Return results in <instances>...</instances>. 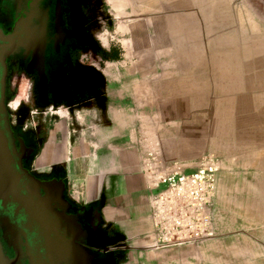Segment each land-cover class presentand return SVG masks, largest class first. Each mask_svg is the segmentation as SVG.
I'll use <instances>...</instances> for the list:
<instances>
[{"label":"crops","instance_id":"1","mask_svg":"<svg viewBox=\"0 0 264 264\" xmlns=\"http://www.w3.org/2000/svg\"><path fill=\"white\" fill-rule=\"evenodd\" d=\"M244 4L101 0V94L35 116L47 130L35 168L59 167L76 203H96L101 222L122 235L117 264H199L196 245L154 234L153 167L191 170L207 153L260 144L264 51L246 31Z\"/></svg>","mask_w":264,"mask_h":264},{"label":"flooded vegetation","instance_id":"2","mask_svg":"<svg viewBox=\"0 0 264 264\" xmlns=\"http://www.w3.org/2000/svg\"><path fill=\"white\" fill-rule=\"evenodd\" d=\"M100 11L101 0H0V113L28 200V208L11 196L0 204L7 264H117L123 252L115 246L122 235L101 222L96 203L69 196L59 167L34 166L47 130L32 114L79 109L101 94ZM22 77L30 80L29 99L11 107Z\"/></svg>","mask_w":264,"mask_h":264},{"label":"rangeland","instance_id":"3","mask_svg":"<svg viewBox=\"0 0 264 264\" xmlns=\"http://www.w3.org/2000/svg\"><path fill=\"white\" fill-rule=\"evenodd\" d=\"M241 1L246 31H255L264 51V0ZM30 85L26 77L14 82L11 107L29 99ZM36 115L41 114L34 113V122ZM217 158L214 234L172 246L196 245L199 264H264V134L258 146Z\"/></svg>","mask_w":264,"mask_h":264},{"label":"built area","instance_id":"4","mask_svg":"<svg viewBox=\"0 0 264 264\" xmlns=\"http://www.w3.org/2000/svg\"><path fill=\"white\" fill-rule=\"evenodd\" d=\"M218 164L217 156L207 153L191 170L153 167L150 216L158 242L186 243L214 234Z\"/></svg>","mask_w":264,"mask_h":264},{"label":"water","instance_id":"5","mask_svg":"<svg viewBox=\"0 0 264 264\" xmlns=\"http://www.w3.org/2000/svg\"><path fill=\"white\" fill-rule=\"evenodd\" d=\"M22 173L16 167L14 151L11 147L7 126L0 113V204L11 196L28 208V200L20 193L19 183ZM0 264H7L0 241ZM48 264V263H45Z\"/></svg>","mask_w":264,"mask_h":264},{"label":"bare ground","instance_id":"6","mask_svg":"<svg viewBox=\"0 0 264 264\" xmlns=\"http://www.w3.org/2000/svg\"><path fill=\"white\" fill-rule=\"evenodd\" d=\"M121 9V8H120Z\"/></svg>","mask_w":264,"mask_h":264}]
</instances>
